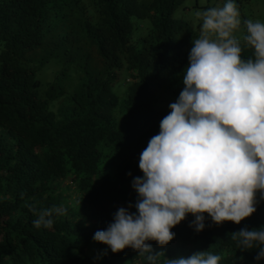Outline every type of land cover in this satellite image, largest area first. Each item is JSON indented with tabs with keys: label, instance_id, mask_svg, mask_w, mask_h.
Returning <instances> with one entry per match:
<instances>
[{
	"label": "trees",
	"instance_id": "trees-1",
	"mask_svg": "<svg viewBox=\"0 0 264 264\" xmlns=\"http://www.w3.org/2000/svg\"><path fill=\"white\" fill-rule=\"evenodd\" d=\"M224 3L0 0V264H147L131 248L103 255L93 236L135 205L140 154L185 86L197 13ZM236 3L247 60L245 21H264V0ZM54 207L66 212L35 228L36 213ZM193 220L169 245L149 242L160 264L206 251L220 264H256L229 234L264 226V200L240 225L208 217L196 233Z\"/></svg>",
	"mask_w": 264,
	"mask_h": 264
},
{
	"label": "clouds",
	"instance_id": "clouds-1",
	"mask_svg": "<svg viewBox=\"0 0 264 264\" xmlns=\"http://www.w3.org/2000/svg\"><path fill=\"white\" fill-rule=\"evenodd\" d=\"M197 16L201 32L183 72L185 86L140 154L143 176L132 182L136 203L119 207L113 222L94 233V241L107 246L103 255L131 248L147 264H160L165 254L149 242L169 245L176 238L172 230L189 215L194 217L190 227L202 233L208 217L217 226L240 225L264 200V21H245L243 42L254 57L245 60L234 35L241 24L236 0ZM65 212L63 207L41 210L33 226L51 229L54 214ZM229 235L239 252L255 251L256 264H264V226ZM220 261V255L206 251L166 264Z\"/></svg>",
	"mask_w": 264,
	"mask_h": 264
},
{
	"label": "rangeland",
	"instance_id": "rangeland-1",
	"mask_svg": "<svg viewBox=\"0 0 264 264\" xmlns=\"http://www.w3.org/2000/svg\"><path fill=\"white\" fill-rule=\"evenodd\" d=\"M94 251H95V249H94Z\"/></svg>",
	"mask_w": 264,
	"mask_h": 264
}]
</instances>
